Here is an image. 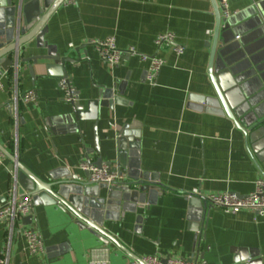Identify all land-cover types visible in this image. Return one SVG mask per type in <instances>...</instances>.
Here are the masks:
<instances>
[{"label":"crops","instance_id":"obj_1","mask_svg":"<svg viewBox=\"0 0 264 264\" xmlns=\"http://www.w3.org/2000/svg\"><path fill=\"white\" fill-rule=\"evenodd\" d=\"M227 1L232 14L222 21L214 66L226 62L233 67L243 92L260 105L264 102V0ZM48 27L49 44L76 58L79 49V64H67V69L81 103L86 106L87 99L96 96V85L112 87L126 81L122 102L113 109L100 107L99 119L81 121L80 132L60 133L62 125L51 119L71 108L60 77L48 75L42 62L33 65L32 77L28 67L32 62L21 64L17 85L11 73L0 89V148L44 182L50 181V171L61 168L88 180L81 163L88 149L95 147L94 124H98L105 163L112 161L114 166L115 148L110 151L108 144L114 143L121 127L130 124L140 132V171L157 175L165 191L137 213L104 219L107 242L78 226L69 210L33 201L32 220L26 224L40 233L45 253H28L18 225L11 228L2 220L0 259L5 254L8 264H89L91 250L105 247L110 264H132L146 255L237 264L240 250L248 249L253 256L246 262L264 264V217L254 211L228 213L216 206L207 228L205 218L199 233L191 228L188 194L199 190L203 195L223 191L245 195L264 178V113L246 125L188 106L190 93L213 92L208 73L217 27L213 0H66L50 16ZM168 31L184 51L176 55L169 47L159 53L166 63L156 85L147 81V62L125 55L114 66L103 61L91 44L114 37L119 49L133 46L152 56L157 53L155 39ZM22 52L27 58L46 49L37 48L32 40ZM29 90L35 91V99L24 102ZM97 157V152L89 153L92 161ZM134 159L128 156L127 164L120 166L127 178ZM10 163L7 155L0 161V205L20 195L8 171ZM138 214L143 215L141 224Z\"/></svg>","mask_w":264,"mask_h":264},{"label":"water","instance_id":"obj_2","mask_svg":"<svg viewBox=\"0 0 264 264\" xmlns=\"http://www.w3.org/2000/svg\"><path fill=\"white\" fill-rule=\"evenodd\" d=\"M65 1L0 0V65L2 68L8 69L13 64L20 67L21 64L32 62L28 67L34 77L33 65L42 62L48 75L69 79L67 64L74 66L79 64V49L76 50L78 54L76 58L72 53L61 52L56 45L49 44L45 39L50 16ZM213 2L217 27L208 69L213 92L211 94L190 93L188 106L197 111L227 115L237 124L244 122L249 125L263 116L264 102L260 105L251 102L239 84L235 69L229 64L224 62L223 65L214 66L218 33L222 21L227 22L228 18H221L217 0H213ZM237 36L239 38V35H235L236 39H238ZM32 40L35 41L37 48H45L46 52L27 58L23 57L22 49ZM117 83L112 87L96 85L98 88L96 96L88 98L86 106L81 103L80 92L75 91L76 100L68 102L71 106L70 110L51 119L54 122L58 121L57 125H62L58 129L59 132H80L81 121H97L99 119L100 107L113 109L116 103L122 102L127 83L126 81L119 82V86ZM114 89L118 90L117 95L114 94ZM130 126V124L124 125L117 131L114 143L109 142L108 149L112 151L115 148L116 165L119 168L127 164L128 156H134L135 159L130 161L132 172L127 178L119 169V173L125 179L111 186L83 180L78 174H71L64 168L50 171L48 174L50 181L44 182L18 162L16 157L2 148V151L11 159L8 171L16 174L17 193L20 195L31 194L36 204L57 205L69 210L72 217L76 218L75 222L78 226L88 229L102 242H107L106 236H109L103 229L102 221L104 219L111 220L120 218V216L124 217L127 213H137L138 209H144L146 204H154L165 191V187L160 183L157 175L140 171V164L137 160L141 144L140 132L132 130ZM94 135L95 147L88 149L89 152L85 155L82 163L100 167L105 163V159L102 155L97 123L94 124ZM94 152L98 153V157L92 161L89 158V153ZM107 164L112 165V161H108ZM86 173L88 177L89 173L87 171ZM186 199L188 211L191 214L190 218L194 221L191 228L199 232L204 218L207 228L210 211L216 205L202 195L188 194ZM31 220L32 217L27 216L22 221L29 223ZM136 220L138 224H141L143 215H136ZM196 243L197 239L195 246ZM51 249L53 248L47 249V251ZM252 252L248 249H241V254L236 257L235 263L256 264L253 261L246 262L252 258Z\"/></svg>","mask_w":264,"mask_h":264},{"label":"built area","instance_id":"obj_3","mask_svg":"<svg viewBox=\"0 0 264 264\" xmlns=\"http://www.w3.org/2000/svg\"><path fill=\"white\" fill-rule=\"evenodd\" d=\"M74 0H68L72 3ZM222 8L224 18L231 16L227 0H218ZM238 38V36H237ZM91 44L98 52L100 58L111 64L119 65L123 62L125 55L137 56L141 62H147L146 78L151 85H156L161 68L166 63V59L159 54L165 48H171L176 55H181L184 48L176 42L175 35L172 32L161 33L155 39L157 53L149 56L139 53L133 46L125 50L119 49L116 45L114 37H108L104 40H93ZM17 58V55H15ZM13 73L14 80L17 85L19 67L13 64L10 68L4 69L0 65V89L5 87V79ZM60 86L65 91V100L72 102L76 100L75 88L72 86L68 78H60ZM19 95L16 92V100ZM35 99V91H27L22 100L24 102ZM18 119V113L15 115ZM6 158V154L0 148V161ZM82 169L89 173L88 180L94 184L115 185L124 180V177L119 173V166L104 163L98 167L96 165L81 163ZM14 179V189L16 190V174L12 173ZM193 194L206 196L210 202L218 207L223 208L228 213H237L240 210H251L264 217V178H259L256 181V186L253 191L245 195H240L234 191H223L216 193H208L203 195L199 190ZM33 214V198L29 193L13 196L8 202L0 205V221L7 220L11 228L18 225V230L22 233L25 239V250L31 255H42L45 253V245L38 230L31 224L23 223V218L32 216ZM199 233V232H198ZM0 264H8V259L3 255L0 259ZM89 264H110L107 257V248L100 247L91 250V258ZM132 264H207L205 260L193 258L191 260L178 257H159L157 255H146Z\"/></svg>","mask_w":264,"mask_h":264}]
</instances>
